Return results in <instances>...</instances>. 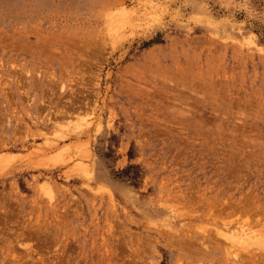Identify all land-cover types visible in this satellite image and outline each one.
Returning a JSON list of instances; mask_svg holds the SVG:
<instances>
[{
	"label": "rangeland",
	"instance_id": "rangeland-1",
	"mask_svg": "<svg viewBox=\"0 0 264 264\" xmlns=\"http://www.w3.org/2000/svg\"><path fill=\"white\" fill-rule=\"evenodd\" d=\"M0 264H264V0H0Z\"/></svg>",
	"mask_w": 264,
	"mask_h": 264
},
{
	"label": "bare ground",
	"instance_id": "bare-ground-1",
	"mask_svg": "<svg viewBox=\"0 0 264 264\" xmlns=\"http://www.w3.org/2000/svg\"><path fill=\"white\" fill-rule=\"evenodd\" d=\"M250 239V232L246 229H242L238 235L234 236V241L237 243H246Z\"/></svg>",
	"mask_w": 264,
	"mask_h": 264
},
{
	"label": "trees",
	"instance_id": "trees-1",
	"mask_svg": "<svg viewBox=\"0 0 264 264\" xmlns=\"http://www.w3.org/2000/svg\"><path fill=\"white\" fill-rule=\"evenodd\" d=\"M129 157H131V156H129ZM136 168H137V167H132V166H130V167H128V168L126 169V171H123L122 174H127L128 171L135 170ZM137 176H138V174H135V176H134L132 179L135 180V178H137Z\"/></svg>",
	"mask_w": 264,
	"mask_h": 264
}]
</instances>
